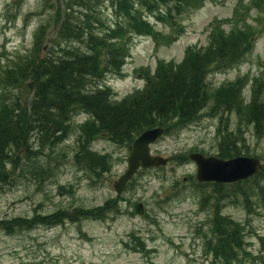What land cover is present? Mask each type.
<instances>
[{
  "label": "trees",
  "instance_id": "1",
  "mask_svg": "<svg viewBox=\"0 0 264 264\" xmlns=\"http://www.w3.org/2000/svg\"><path fill=\"white\" fill-rule=\"evenodd\" d=\"M92 1L93 4L98 2ZM114 1L122 24L113 29L112 34L121 38L123 31L133 32L151 35L155 41L168 43L181 33L177 17L198 8L204 0ZM50 8L53 11L50 29L53 34L49 36L47 24H40L30 52L8 67L0 79L5 87L16 89H20L28 79L34 85L26 106L21 103L18 94L14 93L12 99H7L4 91L0 92V183L10 184L9 180H14V167L23 169L26 166L30 172L41 177L45 166L38 155L42 153L33 149V142L41 149L49 150L62 144L74 130L73 117L79 113L85 114L86 120L76 126L79 129L76 136L78 148L73 158L80 169L89 174L90 181H96L112 167L109 154H99L90 149L94 140L107 138L129 149L134 137L144 129L164 126L168 133L181 129L197 119L206 107L211 115H218L220 120L217 127L220 137L218 153L222 157L240 154L242 147L247 148L240 128L229 131L227 122L221 125L224 111L235 110L246 120V124L252 125L257 137L264 135V85L261 78L252 80L249 101L245 105L241 96L244 78L218 88H209L204 81L211 69L237 65L253 51L257 38L264 30V0H240L226 31L212 26L208 45L203 49L189 47L179 64L160 61L154 74H144V88L121 103L109 99L108 88L97 89L96 81L106 73L119 71L125 54L124 43L115 41V38L112 39L114 43L100 41L88 31V24L83 25L75 12H90V0H65L62 6L51 2ZM252 10L255 15L251 14ZM142 11L156 15L170 28L169 33L158 35L144 19ZM249 17L254 18L252 23L248 21ZM46 39L48 46L43 51ZM73 41L83 47H73ZM103 52L107 57L102 56ZM93 82L94 85L91 84ZM8 164L13 170H7ZM214 188L209 233L204 234L205 251L210 256L208 264H235L237 260L240 264V253H246L243 247L245 225L221 214V201L225 198H219L220 192L226 190L221 185H214ZM252 188L255 196L264 200V168L252 180ZM68 190L72 193L73 186H68ZM225 195L228 197L227 193ZM203 197L201 195L204 202ZM242 197L240 203L250 213L253 201L246 193ZM119 199L110 198L102 205L91 208H62L48 214L35 213L28 218H0V232L10 235L40 225L53 227L66 222L76 224L83 220L106 219L119 211ZM132 238L137 246L142 247L140 238L138 240L134 235Z\"/></svg>",
  "mask_w": 264,
  "mask_h": 264
},
{
  "label": "rangeland",
  "instance_id": "2",
  "mask_svg": "<svg viewBox=\"0 0 264 264\" xmlns=\"http://www.w3.org/2000/svg\"><path fill=\"white\" fill-rule=\"evenodd\" d=\"M53 1L0 0V50L5 49L0 66L10 65L27 53L37 25L48 22L51 29L50 4ZM239 1L206 0L200 8L181 17L183 33L169 44H155L149 37L129 35L126 38L129 55L122 73L107 80L114 95L121 98L142 86L138 68L153 69L161 59L178 63L188 45L205 46L210 23L214 19L231 20ZM100 17L106 27L115 25L116 17L109 0H102ZM249 21L253 22L252 19ZM101 27L98 31L104 32L105 27ZM155 28L161 34L168 30L158 23ZM242 74H247L249 79L260 77L264 84V32L252 53L240 64L214 73L208 80L217 86ZM2 85L0 82V90H4L7 99H12L14 93L19 95L20 89L2 88ZM243 94L247 99L248 86L244 87ZM202 113L204 115L194 123L164 135L152 145V153L166 158L172 156V160L163 170L152 168L135 175L132 184L119 195L126 201L118 204V213L105 220L66 222L53 227L40 225L10 235L0 232V264H208L202 234L209 230L210 206L205 203L200 207L198 193L188 179L195 175V166L190 160L186 161L190 150H203L207 154L216 152L214 130L218 117L211 116L207 109ZM223 119L231 128H241L249 154L258 156L264 163V135L256 137L252 126L237 112L225 113ZM81 120L82 115L74 118V130L52 150L41 149L33 142V149L41 151L39 158L45 167H49H43L44 176L38 177L26 166L13 170L10 164L7 165V170H13L14 180H9L10 184L0 183V218H28L35 213L48 214L62 208L97 207L117 196L113 183L126 169L128 150L104 138L93 141L92 150L111 155L112 167L96 181H90L89 174L80 169L73 158L78 147L75 137L79 129L76 126ZM68 186H73L72 193ZM204 191V194L210 193L208 187ZM209 199L207 197L206 202ZM254 199L252 209L255 211L250 214L239 203L228 200H225L222 212L248 224L245 237L254 259L248 258L246 264H264V203ZM136 202L142 203L147 216L134 212L132 205ZM132 235L144 242L138 251H133L137 246Z\"/></svg>",
  "mask_w": 264,
  "mask_h": 264
},
{
  "label": "water",
  "instance_id": "3",
  "mask_svg": "<svg viewBox=\"0 0 264 264\" xmlns=\"http://www.w3.org/2000/svg\"><path fill=\"white\" fill-rule=\"evenodd\" d=\"M32 82H28L22 89V102L25 104L26 99L31 92ZM164 129L156 128L143 132L138 136L131 147V152L127 158V169L114 183V189L120 193L127 180L139 167H149L165 164L166 160L162 157L152 156L149 153L148 144L154 141ZM191 159L197 163L198 180H216L233 181L249 176L259 169V161L252 157H234L229 160H223L215 157H205L202 154H191ZM137 212H142L141 204L135 206Z\"/></svg>",
  "mask_w": 264,
  "mask_h": 264
},
{
  "label": "bare ground",
  "instance_id": "4",
  "mask_svg": "<svg viewBox=\"0 0 264 264\" xmlns=\"http://www.w3.org/2000/svg\"><path fill=\"white\" fill-rule=\"evenodd\" d=\"M35 151H38V150H35ZM38 155H39V153H38Z\"/></svg>",
  "mask_w": 264,
  "mask_h": 264
}]
</instances>
